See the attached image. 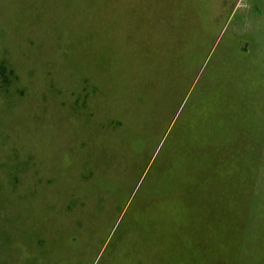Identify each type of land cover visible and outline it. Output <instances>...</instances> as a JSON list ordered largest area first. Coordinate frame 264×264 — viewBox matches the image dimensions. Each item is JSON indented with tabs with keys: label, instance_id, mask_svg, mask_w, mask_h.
<instances>
[{
	"label": "rangeland",
	"instance_id": "rangeland-1",
	"mask_svg": "<svg viewBox=\"0 0 264 264\" xmlns=\"http://www.w3.org/2000/svg\"><path fill=\"white\" fill-rule=\"evenodd\" d=\"M179 42L191 48L150 108L128 50ZM2 63L16 75H0V264H264V0H0ZM186 128L189 142L239 141L218 162L203 251L184 247L173 194ZM154 201L181 223L164 252L147 245Z\"/></svg>",
	"mask_w": 264,
	"mask_h": 264
},
{
	"label": "trees",
	"instance_id": "trees-1",
	"mask_svg": "<svg viewBox=\"0 0 264 264\" xmlns=\"http://www.w3.org/2000/svg\"><path fill=\"white\" fill-rule=\"evenodd\" d=\"M132 46L133 47L131 48V50H128V52L130 54H133L134 56L131 55V57H129L130 65H128L130 67L129 74H131V77L134 79V82H136V84H132L131 89L135 90L138 86L140 90L145 89L147 91V94L149 95V100L144 104L148 106V102H150L149 106L150 108H152L157 103L158 95L161 94L162 89L167 88L169 82L171 81V76L173 77L175 75L173 70L175 66L172 64L174 63L172 62L174 60V57L177 54H184L191 47L188 45H182V42H179L177 44L173 43L171 45H153L149 47L137 43ZM153 52L156 55H164V53H168L171 57H173V59L171 58L170 60L169 58L165 59L155 57L148 58L144 56V54H152ZM167 62L169 64L168 66L166 65ZM10 74L16 75L11 66L8 67L7 63H2L0 65V75H2L3 77H5V75L10 77ZM161 76L163 78V81L160 79ZM182 109L183 107L176 117V120L174 122L175 124L170 131L171 133L169 132L167 134L166 142L169 141V137H172L175 128L179 124H182L186 119V117H181V113L183 112ZM144 118V114H141L140 110H138L136 107L133 111H131L129 119L132 122L136 121V123L138 124L141 119L143 121ZM198 125H200L199 122L195 123L191 128L193 129V133L195 132V130H198ZM219 125L221 126L222 123H219ZM189 133L190 131L188 128H186V130L183 129L184 135L182 137L185 139V142L186 140L188 141ZM221 137L224 140H222L223 142L221 141L219 143L217 140ZM227 137L230 138L229 141L225 139ZM218 138L212 140L206 137V139H202L197 142H193L192 140L191 142L188 141V144L186 143V149L183 153V156H186L187 158V165L185 166V169L182 171V173L178 174L179 177H182L185 181V186H181L179 189H177V192L173 194L179 195L181 199L188 204L189 215L187 217V226L185 228H187L188 230L189 244L188 246L184 245L187 250H189L190 247H193V249L196 251L204 250L205 242L207 240V231L210 228L206 223L207 210L209 209V207H211L209 201H211V198L212 200H220L221 198L219 197H222V190L219 189V187H214V180L216 179L220 183L223 175L221 174L220 176H216L217 168L219 167L218 162L221 161V157H223V159L226 158L225 152L230 154V158H235L237 156V150H239V141H237L234 136H224L221 134L218 136ZM230 142L232 143V147L230 146L229 148ZM223 144L227 145V148L230 149L229 152L226 151V148L223 147ZM221 153H223V155H221ZM203 157L207 158V160L205 161ZM208 157L210 158V161ZM197 158L199 159L197 160ZM195 160H197L196 167H194ZM183 162L186 163V159ZM210 183L211 185L209 187L208 184ZM211 189L212 191H210ZM155 202L156 201L152 202L150 207H153L155 209L156 212L153 217L156 218L151 220H157L159 224V235H161V238L153 234L151 235L152 237L150 239H147V245L155 252H164L166 250L165 248L170 244V240H172V244H175V246L176 244L180 243V239L176 240L177 231L175 226L181 223L180 220L175 216V212L171 207L167 210L164 209L163 211H157V208L159 207ZM214 202L215 201H213L212 204H214ZM190 217L194 218L196 221L190 223ZM223 223L230 225L229 221H211V231L216 234L217 232H219L221 224ZM119 227L120 225L116 227L111 238L110 245L113 244L114 239H119V237L122 236V234L120 235V233H118V231L121 232V230H119ZM225 228H227V226ZM151 233H153V231H151ZM107 246H109V242ZM120 246L124 247V243L120 242Z\"/></svg>",
	"mask_w": 264,
	"mask_h": 264
},
{
	"label": "crops",
	"instance_id": "crops-1",
	"mask_svg": "<svg viewBox=\"0 0 264 264\" xmlns=\"http://www.w3.org/2000/svg\"><path fill=\"white\" fill-rule=\"evenodd\" d=\"M223 19V18H222ZM220 21V20H219Z\"/></svg>",
	"mask_w": 264,
	"mask_h": 264
}]
</instances>
